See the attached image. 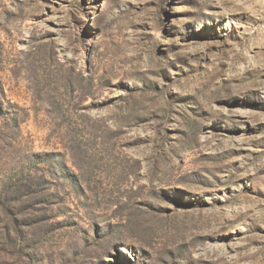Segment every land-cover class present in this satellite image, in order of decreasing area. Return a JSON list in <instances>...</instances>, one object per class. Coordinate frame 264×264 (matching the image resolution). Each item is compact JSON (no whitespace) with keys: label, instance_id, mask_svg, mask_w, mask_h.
<instances>
[{"label":"rangeland","instance_id":"374dc122","mask_svg":"<svg viewBox=\"0 0 264 264\" xmlns=\"http://www.w3.org/2000/svg\"><path fill=\"white\" fill-rule=\"evenodd\" d=\"M0 264H264V0H0Z\"/></svg>","mask_w":264,"mask_h":264}]
</instances>
